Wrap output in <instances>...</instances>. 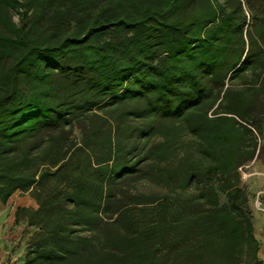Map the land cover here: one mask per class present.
<instances>
[{
    "label": "trees",
    "instance_id": "16d2710c",
    "mask_svg": "<svg viewBox=\"0 0 264 264\" xmlns=\"http://www.w3.org/2000/svg\"><path fill=\"white\" fill-rule=\"evenodd\" d=\"M263 125L264 0H0L23 264H262L239 168Z\"/></svg>",
    "mask_w": 264,
    "mask_h": 264
},
{
    "label": "crops",
    "instance_id": "0c3cea01",
    "mask_svg": "<svg viewBox=\"0 0 264 264\" xmlns=\"http://www.w3.org/2000/svg\"><path fill=\"white\" fill-rule=\"evenodd\" d=\"M18 207L35 208L36 203L28 194L13 193L7 202L0 200V264H23L26 246L33 233L24 219L16 221Z\"/></svg>",
    "mask_w": 264,
    "mask_h": 264
},
{
    "label": "rangeland",
    "instance_id": "374dc122",
    "mask_svg": "<svg viewBox=\"0 0 264 264\" xmlns=\"http://www.w3.org/2000/svg\"><path fill=\"white\" fill-rule=\"evenodd\" d=\"M13 20L17 21V15L13 13ZM74 137L79 140L80 133L74 130ZM190 141V136L184 132L180 134L179 141ZM258 151L255 157L239 168L241 184L247 196V207L254 223L255 235L259 241L258 258L264 264V125L257 134ZM32 227V226H31ZM33 227V231H34Z\"/></svg>",
    "mask_w": 264,
    "mask_h": 264
}]
</instances>
